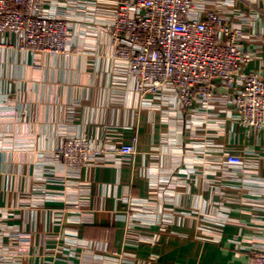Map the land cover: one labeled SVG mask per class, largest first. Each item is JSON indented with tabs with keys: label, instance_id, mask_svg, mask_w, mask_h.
<instances>
[{
	"label": "crops",
	"instance_id": "1",
	"mask_svg": "<svg viewBox=\"0 0 264 264\" xmlns=\"http://www.w3.org/2000/svg\"><path fill=\"white\" fill-rule=\"evenodd\" d=\"M117 1L43 0L69 25L65 54L0 49V230L27 238L0 240L3 264H247L264 250V130L218 96L186 110L170 88L139 94L113 56ZM192 1L242 26L245 71L264 76V0ZM68 137L135 154L69 168L54 161Z\"/></svg>",
	"mask_w": 264,
	"mask_h": 264
},
{
	"label": "built area",
	"instance_id": "2",
	"mask_svg": "<svg viewBox=\"0 0 264 264\" xmlns=\"http://www.w3.org/2000/svg\"><path fill=\"white\" fill-rule=\"evenodd\" d=\"M43 0H0V49L19 42L22 53L34 56L65 54L70 28L63 17L41 12ZM192 0H119L110 25L113 56L127 64L139 94L163 88L173 90L186 110L203 108L218 96L240 128L264 130V76L246 73L254 55L242 46V26L223 20L215 12L195 15ZM135 139H133L134 143ZM131 144L105 140L94 149L83 137H68L54 161L82 168L111 148L121 159L135 154ZM226 162L240 165L238 156ZM73 210L78 204L71 205ZM13 243H25L21 232L4 234ZM5 257L0 255V264ZM118 264H127L120 261ZM247 264H264V250H255Z\"/></svg>",
	"mask_w": 264,
	"mask_h": 264
}]
</instances>
